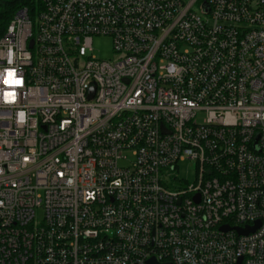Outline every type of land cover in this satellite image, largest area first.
I'll return each mask as SVG.
<instances>
[{"label":"built area","instance_id":"1","mask_svg":"<svg viewBox=\"0 0 264 264\" xmlns=\"http://www.w3.org/2000/svg\"><path fill=\"white\" fill-rule=\"evenodd\" d=\"M150 258L264 264V0L18 6L0 37V264Z\"/></svg>","mask_w":264,"mask_h":264},{"label":"rangeland","instance_id":"2","mask_svg":"<svg viewBox=\"0 0 264 264\" xmlns=\"http://www.w3.org/2000/svg\"><path fill=\"white\" fill-rule=\"evenodd\" d=\"M38 0H34L37 3ZM91 54L101 59L112 58V43L110 36L107 35H94L92 37ZM202 116H198L201 120ZM179 169V176L188 181L193 182L195 179V166L190 160L179 161L177 163Z\"/></svg>","mask_w":264,"mask_h":264},{"label":"trees","instance_id":"3","mask_svg":"<svg viewBox=\"0 0 264 264\" xmlns=\"http://www.w3.org/2000/svg\"><path fill=\"white\" fill-rule=\"evenodd\" d=\"M32 3H34V0H0V37L4 34L15 9L20 5H30Z\"/></svg>","mask_w":264,"mask_h":264},{"label":"water","instance_id":"4","mask_svg":"<svg viewBox=\"0 0 264 264\" xmlns=\"http://www.w3.org/2000/svg\"><path fill=\"white\" fill-rule=\"evenodd\" d=\"M32 44V41L30 42V45ZM258 222H256L254 225H252V226H246V227H244V228H240V227H234V229L236 230V232L237 233H239V234H247V233H249V232H252L257 226H258ZM230 229V227L228 226V225H221L220 226V230H222V231H227V230H229ZM146 263L147 264H155L154 263V261H153V259L152 258H150V259H148L147 261H146Z\"/></svg>","mask_w":264,"mask_h":264},{"label":"snow or ice","instance_id":"5","mask_svg":"<svg viewBox=\"0 0 264 264\" xmlns=\"http://www.w3.org/2000/svg\"><path fill=\"white\" fill-rule=\"evenodd\" d=\"M13 75H14V73L11 70H6V75H5L4 80H3V83L6 86L7 85H12V84H17L18 85L20 83L19 80L13 79ZM4 95L7 98V97L11 96L12 94L5 92Z\"/></svg>","mask_w":264,"mask_h":264}]
</instances>
